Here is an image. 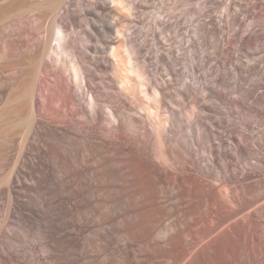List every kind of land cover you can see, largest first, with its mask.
<instances>
[{
  "label": "bare ground",
  "instance_id": "1",
  "mask_svg": "<svg viewBox=\"0 0 264 264\" xmlns=\"http://www.w3.org/2000/svg\"><path fill=\"white\" fill-rule=\"evenodd\" d=\"M57 4L50 5L54 14L42 26L37 50L28 53L32 65L28 66L26 53L27 66L18 64L20 89L13 87L19 91L1 94L4 104L10 105L6 110L15 115L9 114L8 122L24 126L29 143L33 136L38 146L43 142L56 147L67 140L76 151L67 152L63 160L59 188L51 185L56 167L52 170V161L42 150L34 152L33 142L22 146L12 169L0 175V264H110L115 257L116 264H254L251 245L259 201L252 184L251 142H244L249 156L241 187L237 178L242 144H237L236 153L230 152L234 167L228 179L223 167L224 136L208 131L218 129L216 121L200 123L204 130L200 135L194 125L193 134L181 132L186 125L180 121L170 133L151 91L144 87L141 92L148 100L139 106L155 121L152 129L135 109L115 111L108 99L116 93L114 87L94 82L100 92L89 99L94 83L83 74L85 88L79 91L83 70L79 60L66 52L62 29L56 30ZM26 46L24 40L8 44L9 51ZM49 54L52 61L45 64L53 67L46 72L55 79L45 75L38 85ZM11 60L10 71L17 65ZM116 62L121 65L125 59ZM5 67L0 66V75ZM123 71L119 67L123 92L143 101L136 77ZM2 112L0 120L8 115ZM95 228L104 230L98 233L99 242L86 235L95 233Z\"/></svg>",
  "mask_w": 264,
  "mask_h": 264
},
{
  "label": "rangeland",
  "instance_id": "2",
  "mask_svg": "<svg viewBox=\"0 0 264 264\" xmlns=\"http://www.w3.org/2000/svg\"><path fill=\"white\" fill-rule=\"evenodd\" d=\"M54 2L59 3L56 30L62 29L61 41L65 43L66 52L77 62L79 60L78 65L83 70L80 92L85 88V74L103 88L114 87L116 93L108 99L113 101L115 111L135 109L151 129L155 121L146 117L139 106L148 100L141 92L143 87L151 91L152 101L159 106L170 133L172 125L181 122L186 125L181 132L197 131L200 135L204 131L200 129V123L216 121L220 124L218 129L209 128L208 131L224 136L223 167L228 179L229 170L234 167L230 152L236 153L237 144H242L241 171L237 178L241 187L246 182L242 172L249 156L244 142H251L252 184L259 201L255 212L258 226L251 253L254 264H264V201H260L264 193V0H0V66H6L0 75V111L8 114L0 120L1 178L12 169L22 146L38 142H34L36 137L33 136L29 143L30 134L24 126H11L8 122L12 113L6 110L10 105L4 104L1 92L5 91L7 96L19 91L18 64L27 66L28 56L27 64L32 65L29 56L37 50L38 40H42V26L48 23L53 13L50 5ZM17 40L26 41L29 49L27 46V51L25 47L21 50L12 48L10 52L8 44ZM10 53L15 57L8 56ZM51 58L52 54L47 55L43 65L51 63ZM118 58H124L125 63L118 65ZM11 59L17 64L12 71L11 63L7 64L12 62ZM43 65L38 85L45 75L55 79L46 72L47 67L53 66ZM119 67L124 69L125 76L136 77L135 84L143 101H137L130 91L123 92ZM95 83L89 99L100 92ZM120 96L125 100L121 101ZM192 125L196 126L192 127L195 131L191 129ZM232 133L235 137H231ZM41 143L34 152L42 150L43 156L51 159L52 170L56 167L51 172L55 174L51 176L54 180L51 179V185L59 188L62 185L59 180L64 174L63 160L67 152L76 151V146L67 140H61L58 148ZM55 149H59L58 152ZM99 229H94L97 234L90 231L86 235L96 237L99 242L102 237L98 233L104 231ZM117 260L115 257L110 264H116Z\"/></svg>",
  "mask_w": 264,
  "mask_h": 264
}]
</instances>
